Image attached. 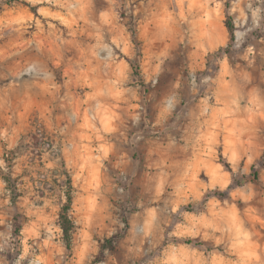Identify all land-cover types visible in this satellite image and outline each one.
<instances>
[{
  "label": "rangeland",
  "instance_id": "obj_1",
  "mask_svg": "<svg viewBox=\"0 0 264 264\" xmlns=\"http://www.w3.org/2000/svg\"><path fill=\"white\" fill-rule=\"evenodd\" d=\"M0 167V264H264V0H0Z\"/></svg>",
  "mask_w": 264,
  "mask_h": 264
},
{
  "label": "trees",
  "instance_id": "obj_2",
  "mask_svg": "<svg viewBox=\"0 0 264 264\" xmlns=\"http://www.w3.org/2000/svg\"><path fill=\"white\" fill-rule=\"evenodd\" d=\"M227 27L230 31V34L232 37L235 35V27L232 22L227 23ZM14 151H11L13 153ZM6 161L8 162L9 166H11V161L7 158ZM67 179L65 181L67 190L65 191L64 195L66 197L65 203L62 204L61 211H60V225L63 229L64 235L67 238L68 242H70L71 239V232L76 228L75 221L73 220L71 216V211L73 208V202H74V186H73V180L72 176L69 172L66 171ZM257 175V173H255ZM0 176L3 178L5 183L7 184L8 189L12 193V200L16 201L17 198V191H18V185H17V179L13 178L12 175H8L2 171V168L0 167ZM222 194V193H220ZM61 198H63V195H61Z\"/></svg>",
  "mask_w": 264,
  "mask_h": 264
}]
</instances>
